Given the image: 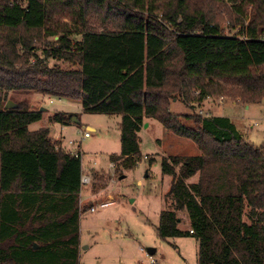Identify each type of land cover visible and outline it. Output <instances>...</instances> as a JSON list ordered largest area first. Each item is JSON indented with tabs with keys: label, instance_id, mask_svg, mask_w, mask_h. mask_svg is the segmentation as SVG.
<instances>
[{
	"label": "trees",
	"instance_id": "obj_1",
	"mask_svg": "<svg viewBox=\"0 0 264 264\" xmlns=\"http://www.w3.org/2000/svg\"><path fill=\"white\" fill-rule=\"evenodd\" d=\"M225 2L244 17L234 33L215 20ZM70 35L81 36L78 46ZM24 93L119 115L121 150L110 156L118 169L141 159L147 119L192 139L201 154L162 159L172 181L159 237L200 238L207 217L234 203L248 208L238 223L244 244L264 246V142L247 141L228 116L171 111L172 100L189 105L214 93L246 104L264 99V0H0V264H79L82 153L66 151L48 126L29 128L43 111L18 98ZM74 118L52 116L63 125ZM91 171L97 193L107 182Z\"/></svg>",
	"mask_w": 264,
	"mask_h": 264
},
{
	"label": "rangeland",
	"instance_id": "obj_2",
	"mask_svg": "<svg viewBox=\"0 0 264 264\" xmlns=\"http://www.w3.org/2000/svg\"><path fill=\"white\" fill-rule=\"evenodd\" d=\"M250 12L249 7L246 23ZM216 13L215 20L225 33H234L242 26L239 21L244 17L230 3L219 5ZM70 38L74 46H78L81 41L80 35H70ZM56 39L49 38L51 42ZM51 63L55 61L51 60ZM58 63L63 67L70 66L63 61ZM195 92L199 94L200 89ZM17 96L28 97L34 110L42 107L46 109L41 121L30 124L31 130H37L42 125L48 126V121L56 111L74 113L79 118L78 122L63 130L64 146L72 150L80 147L84 153V173L91 177V182L81 190L83 216L80 222L79 264H151L148 248L157 250L152 257L158 264H263L264 246L255 241H249L248 246L240 234L238 223L247 217L246 206L241 208L233 203L231 210L228 207L223 210L224 206L221 205L219 214L213 220L207 217L206 231L200 238L195 235L159 237L160 213L169 208L170 201L165 199V194L172 180L171 176L162 173V159L170 155L201 154L192 139L166 129L156 119H147L139 132L141 159L133 168L118 169L110 165V156L121 150L119 115L87 113L80 100L50 97L41 93ZM171 111L176 114L228 116L247 141L255 145L264 142V99L259 103L246 104L240 97L232 99L225 94L214 93L201 103L186 105L180 98L172 100ZM186 123L193 124L192 121ZM50 130L52 133L56 131L54 126ZM85 130L91 132L89 137H83ZM70 140L75 142L74 145H69ZM93 168L107 182L106 187L95 196H92V186L96 181L92 176ZM197 179L198 176H195L189 181ZM96 182L99 183V180ZM109 200L112 202L108 206H100ZM87 203L88 208L94 206L96 209L83 210ZM179 215L183 216L180 227L189 230L191 226L187 215L183 212Z\"/></svg>",
	"mask_w": 264,
	"mask_h": 264
},
{
	"label": "built area",
	"instance_id": "obj_3",
	"mask_svg": "<svg viewBox=\"0 0 264 264\" xmlns=\"http://www.w3.org/2000/svg\"><path fill=\"white\" fill-rule=\"evenodd\" d=\"M201 113H202V111H201ZM205 116H209V115H205ZM57 123H58V122L54 121V120L51 118V119L49 120V122H48V127H49V129H50V127H53V126L55 127V126L57 125ZM59 124H60V123H59ZM61 125H62L63 128H64V126H66V125H63V124H61ZM82 134H83V137H89V136L91 135V132H90L89 130H85ZM50 136H51V131H50ZM51 138H52L53 140H62V139H63V136H62V134H61L60 132H58V133L52 134ZM74 143H75V142L72 141V140L69 141V145H74ZM62 147H63L66 151L71 152V153L75 154L76 156H78L79 153H82L81 155H82V160H83L84 153L81 151V149H80L79 146H78L77 149H74V150L68 148L67 145L64 146V144H62ZM146 158H148V157H146ZM110 165H111L112 167H115V166H116L114 162H111ZM90 182H91V177H90L88 174L84 173V168H83V174H82V176H81V187H82V188L85 187V186L88 185ZM82 188H81V190H82ZM80 194H81V192H80ZM110 203H111V201H104V202H102V203L100 204V206H102V207H104V206H108ZM95 209H96V207L92 206V207L89 208L88 210H90V211H94ZM82 216H83V211H81V217H82ZM190 231H191V233L193 232V230H190ZM147 255H148V258H149L151 264H158V262L152 257V255H150L148 252H147Z\"/></svg>",
	"mask_w": 264,
	"mask_h": 264
},
{
	"label": "crops",
	"instance_id": "obj_4",
	"mask_svg": "<svg viewBox=\"0 0 264 264\" xmlns=\"http://www.w3.org/2000/svg\"><path fill=\"white\" fill-rule=\"evenodd\" d=\"M246 107H247V108H250L249 105H247ZM42 108H44V107H42ZM44 111H46L45 108L43 109V112H44ZM222 116H223V115H222ZM41 120H42V119H41ZM41 120H40V121H41ZM48 122H49V121H48ZM58 125H59V126H58ZM71 125H72V124H71ZM71 125H66V126H64V128H63L61 124L57 123V125L55 126V130H56L55 133L60 132V133L62 134V136H63V134H64L63 130H64L65 128H67V127H70ZM43 126H46V125H42L41 127H43ZM88 128L91 129V130H94L92 127H88ZM50 131H51V130H50ZM55 133H52V132H51V136H52V134H55ZM62 141L64 142V138L62 139ZM171 181H172V180H171ZM170 184H171V183H170ZM167 192H168V191H167ZM167 192H166V193H167ZM96 194H98V193H94V194H92V196H95ZM88 199H89V198H88ZM82 200H83V199H82V197H81V200H80V203H81V204H82ZM109 201H110V200H109ZM111 202H112V200H111ZM186 219L188 220V218H186ZM187 220H186V221H187ZM188 222H189V220H188ZM156 251H157V250L155 249V253H156ZM155 253H154V254H155Z\"/></svg>",
	"mask_w": 264,
	"mask_h": 264
},
{
	"label": "water",
	"instance_id": "obj_5",
	"mask_svg": "<svg viewBox=\"0 0 264 264\" xmlns=\"http://www.w3.org/2000/svg\"><path fill=\"white\" fill-rule=\"evenodd\" d=\"M11 106V101L9 100L7 103H6V107H10ZM44 108H41L40 110L43 111ZM74 122H78V120L76 118H74ZM147 125V124H146ZM147 252L150 254V255H153L155 253V248H148L147 249Z\"/></svg>",
	"mask_w": 264,
	"mask_h": 264
}]
</instances>
